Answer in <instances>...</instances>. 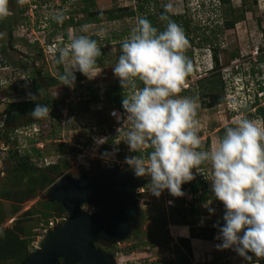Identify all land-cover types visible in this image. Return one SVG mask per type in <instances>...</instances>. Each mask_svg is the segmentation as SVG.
<instances>
[{"label": "rangeland", "instance_id": "obj_1", "mask_svg": "<svg viewBox=\"0 0 264 264\" xmlns=\"http://www.w3.org/2000/svg\"><path fill=\"white\" fill-rule=\"evenodd\" d=\"M27 2L32 4L33 0H27ZM34 4L36 8L31 11L33 22L26 20L21 22L19 9H25L24 13L29 14V7L25 4H18L17 0L9 2L12 14L8 18H10L13 26L9 43L12 48L11 53L4 47L5 35L0 30V129L6 132L7 138L4 144H0V231L20 229L21 238L26 237L31 240V247L28 252L35 248L36 243L43 236L47 222L65 218V215L49 216L44 219L43 215L50 213L44 209L43 204L46 203L44 196L48 190L46 188L38 190L29 198H25L24 185H14L12 182L11 166L13 160L8 158L7 153L16 151L17 154H21L24 150L30 153V144L35 143L38 144V148H41L42 155L39 159L31 157L30 162L36 167H42L49 163L65 162L67 168L64 169L63 174H71L77 177L90 172L81 168L74 170V167L68 163L72 160L73 151L70 150L71 148L74 149L72 145H78L82 150L88 151L89 148L85 147H88L89 142L94 140L93 133H110L112 121L107 116L110 105L106 102L105 89L117 85L123 95H128L132 91L131 89H123L119 79L113 73V68L118 62L116 57L122 53V41L135 26L137 17V14L134 18L121 17L118 15V10L121 8L127 7L137 12V6L141 5L145 13L140 14H152L155 22H160L161 13L165 11L164 6L172 4V11L168 13V16L184 14L185 18L190 21L189 26L190 29H194V33L188 35L192 44H189L184 54L197 67V70L189 79L190 83L189 81L187 83L188 86L192 84V89L183 86L181 90H187L186 93L177 94V97L174 98L187 96L197 100L199 104L196 116L199 121L198 135L202 140L204 150L210 149L216 144L225 134L227 127L235 126L234 122L238 118L264 120V118L253 115L256 107H264V33L261 32V28H264V0H231L229 8H238L239 12L242 9L247 11H245L242 19L237 21L230 30L218 28L217 34L213 37L210 36L209 32L204 31V36L217 49L219 79L223 83L221 91H219L218 86L214 87L208 97L202 96L207 92V85L203 81L207 79V70L213 64L208 57H201V54L210 55L208 46L211 45L204 41L199 44L204 38L200 34L201 29H203L202 26L210 23V21H218L216 26H219L220 19L218 18L219 15H222L224 7L212 11L202 8L198 10L197 7L193 6L191 0H96L94 8L90 11L96 16L91 23H88L86 14L80 13V9L86 6L80 0H34ZM110 11L120 17L114 21L107 20V13ZM58 12L64 14L63 21L72 18V25L63 30L65 36L62 31L51 25L53 21L51 17ZM25 23H27L28 29L26 32H22L19 25ZM83 26H86L85 31L81 30ZM69 35H87L90 38H95L103 54L97 59L100 73L93 79L85 77L79 84L75 83L71 94L67 87L58 81V65L63 71L72 68L71 58L63 64H59L57 63L59 53L54 57V53H50L46 48H44L45 51H41L39 48V41H47V38L51 36L49 42L55 43L57 50H59L69 43ZM190 52L191 55H189ZM233 52L237 53V57L230 60L229 55ZM21 56L26 57V59L21 58ZM200 62H204L203 67L198 66ZM32 71L42 78V84H47L50 77L55 79V83L49 87L46 85L48 106L51 108L50 117L38 120L50 124L44 129L47 135L44 136L41 133V136L37 137L36 140H26L17 132L32 131V128L35 127L32 124L36 122L26 123L28 117L29 119L32 118L30 114L18 121L9 120L8 124H5L4 119L6 120V117L3 111L10 102L20 104L23 101L32 100L28 97V93L35 94L36 100L42 97L41 89L36 92L31 90ZM252 97L255 101L254 108H245V101ZM64 99L70 100L69 106H72L73 109L61 116L60 119H56L53 115L67 105L62 101ZM213 102L216 105L211 106ZM130 128V123L124 119V127L120 128L119 132L109 135L108 139L117 140L118 150H120L118 168L115 163H112L111 166L120 171L134 174L127 163L122 162L125 160V155L121 152L126 144L124 142L125 133ZM40 142L41 144H39ZM112 157L111 154L106 158L111 162ZM104 160H100L99 164L102 162L106 163L103 165H110L108 161ZM192 171L195 178L203 179L208 189L206 200L200 205L197 202L190 203L193 197L188 194L187 188L183 191L185 195L182 197V201L176 202L175 198L177 197L170 195L168 190H164L159 197H156L150 191V177H142L143 185L135 192L139 215L132 232L136 230L146 232L147 243L139 246L138 250L128 255L123 254V250L135 243L129 234L126 240L118 244L96 243L98 249L104 253L107 251L105 254L110 256L112 264H164L168 259L175 257L172 250L175 245H179L178 238L188 240L190 255L183 254L187 258L188 264H264L262 259L258 260L255 256H252L251 261H249L231 248L217 250L216 246L222 241L218 238L219 229L214 225L217 223L221 227L224 225V205L215 199L210 190L211 166L209 164L201 165V174L197 173L195 169ZM84 206H82L83 210H91V208ZM91 207L93 211L96 209L95 206ZM167 207L173 208L172 214L179 215L176 221L180 220V216H183V223L185 224H173L170 220L167 221L166 225L156 222L154 216L158 213H169ZM209 208L215 209L214 213L209 212ZM45 220L46 224L44 223ZM200 227L213 230L209 239L200 237L197 230ZM189 228L194 230L193 235L197 234L199 237L191 238ZM242 234L240 233V235ZM141 238L140 241L144 242V236ZM3 264L12 263L4 262Z\"/></svg>", "mask_w": 264, "mask_h": 264}, {"label": "clouds", "instance_id": "obj_2", "mask_svg": "<svg viewBox=\"0 0 264 264\" xmlns=\"http://www.w3.org/2000/svg\"><path fill=\"white\" fill-rule=\"evenodd\" d=\"M25 2L17 0L20 5ZM191 2L198 10L220 8L218 0ZM172 7V4L165 5L161 13L160 19L167 21L163 31L153 27L146 17L138 18L122 41V54L113 68L120 86L132 90L122 100L125 120L131 125L124 142L132 152L152 149L146 157L127 156L125 162L137 177H150L151 194L159 197L168 190L178 198L185 195L182 185L195 179L192 170L201 174V165L209 164L210 190L225 209L224 225H214L222 241L217 250L231 248L249 261L248 253L258 260L264 259V120L238 118L235 126L227 127L216 144L204 150L198 135L197 100L187 96L174 98L181 91L182 82L192 73L193 64L184 54L189 40L183 28L168 16ZM11 14L9 0H0V21ZM64 18L62 12L51 17L58 24ZM81 30L85 31L86 26ZM68 39L69 43L59 48L54 57L59 53V64L71 58L73 67L58 78L62 85L72 88L76 71L88 79L100 73L97 59L103 54L97 41L87 35H69ZM137 81L144 86L138 87ZM28 97L37 98L33 93H28ZM254 104L252 97L245 101L244 107L252 109ZM50 112L48 105L37 103L30 116L34 120L46 119ZM87 171L93 172V169ZM214 211L209 208V212Z\"/></svg>", "mask_w": 264, "mask_h": 264}, {"label": "trees", "instance_id": "obj_3", "mask_svg": "<svg viewBox=\"0 0 264 264\" xmlns=\"http://www.w3.org/2000/svg\"><path fill=\"white\" fill-rule=\"evenodd\" d=\"M14 0H9V2H12ZM96 0H80V2H82L84 5V7H82L80 9V13H85L88 19V23H91V21H93V19L95 18V14L90 13V11L94 8V3ZM219 4H220V8L224 7L225 9H222L221 11L223 12L222 15H219V26H216V23H218V21H210V23H206V25L202 26L203 29H201V34L200 35H205L204 31H206V33H210V36H215L217 34L216 30L219 28H221V30H230L231 28H233V26L235 25V23L237 21H239L240 19H242V17L244 16V13L246 10L242 9L238 10V8H229L230 1L231 0H218ZM34 3V2H32ZM235 9V10H234ZM118 15H120L121 17L123 16H127L130 18H134L136 17L135 15L137 14L136 17V22L135 25L138 21V18L140 17H146L152 24L153 27L157 28L158 31H163L166 28L167 25V21H162L160 19V22H155V18L154 16L151 14H140V13H145L143 11V8L141 5L137 6V12L135 10L132 9H128L127 7L121 8L120 10H118ZM25 9H19V13H20V18L22 19L21 22H25L29 20V18L27 16L24 15ZM239 12V13H238ZM247 12V11H246ZM116 14H112L111 11L107 13V20L109 21H114L117 20L119 17ZM169 18L174 21L175 23H177L178 25H180L185 34L187 39L189 38L188 35H190L191 33H194V29H190L189 26V20H187L184 16V14H176V15H169ZM76 23V22H75ZM86 24V22H85ZM51 25L55 28H58V30L62 31L63 35L64 34V29L68 26L72 25V18L70 17L68 20L63 21L62 24H60V26H58V23H56L55 21L51 22ZM58 26V27H57ZM261 26L259 25V28ZM57 30V31H58ZM216 32V33H215ZM219 32V31H218ZM261 32L264 33V28H261ZM50 37L49 36L47 38L46 43H50ZM96 40L95 38H91ZM189 40V44H192V40ZM97 41V40H96ZM208 42L211 46H208V50L211 52L210 55H204L201 54V57H205V58H209L210 62L213 64L212 67L210 69L207 70V74L208 77L206 80H204L203 82H205L207 85V89L205 92L206 94L202 95L205 97L210 96V93L212 92L214 87H219L221 91V89H223V83L222 81L219 79L220 74H219V63L217 60V49L215 48V46L213 47L210 40H208V38L206 36H204V38L200 41L199 44H202L203 42ZM205 44V43H204ZM206 45V44H205ZM120 47V46H119ZM258 50V49H257ZM122 53H119L116 57V60L118 61L119 56ZM191 55V52L190 54ZM237 57V53L233 52L229 55L230 60H233ZM203 67L204 62H200V64L198 66ZM197 70V67H195L193 65V71L191 74H189L185 80H188L190 77H192L195 72ZM64 71L62 70V68L58 65V77L60 74H62ZM75 76H76V80L75 83L79 84L81 81H83L85 79V76L83 74H81L79 71L75 72ZM59 79V78H58ZM42 80L41 77H39L38 74L33 73L32 74V78L30 79V86H31V90L32 92H36L37 90H39L41 88L40 85V81ZM60 81V80H58ZM55 83V79L54 78H49V82L47 83V86H51ZM137 85L138 87L142 88V82L141 81H137ZM192 88L190 87V90ZM76 91H78L77 89H75ZM105 94H106V102L108 105H110V109L115 107L114 109H117L120 114L122 116L125 115L124 109L122 107V100L124 98V95L121 94V89L119 88V86L117 85H113L110 88H107L104 90ZM187 90H181L178 94L181 95L182 93H186ZM190 92V91H189ZM209 93V95H208ZM63 101V100H62ZM37 103H41L40 100H28L25 102H21L20 104L17 103H9L6 108L4 109L3 113L4 116L6 117V120L4 119V123L8 124V121H18L19 119L23 118L25 115L30 114V112L35 108ZM41 104H46L48 105L49 102L46 99L45 102H42ZM215 102H213L211 104V106H214ZM216 105V104H215ZM69 107V112L72 111V106L66 105ZM210 106V107H211ZM65 107V106H64ZM63 107V108H64ZM202 107H204L202 105ZM63 109L59 110L58 112H56V114H54L53 116L56 117V119H60L61 114H62ZM253 115H257L259 117H261L262 119L264 118V107L260 108V107H256L255 108V114ZM4 117V118H5ZM26 123L31 124L33 122H36V125L39 126V136H41V133L46 136L47 134L44 132V129L46 127H48L50 124L48 122H44V121H38V120H30L29 117L28 119H26ZM6 132H3V130L0 129V144H4L6 142ZM109 144H113L112 143V139L109 138L107 139V141L104 143V145L101 148V151H105L107 148V145ZM31 148H30V153L27 152V150H24L23 153L21 154H17L16 151L14 152H8V158L10 160H13V164L11 166V171H12V182L14 185L17 184H23L25 187V194L23 192V194L25 195V198H29L30 196H32L36 191L38 190H42L44 188H46L47 190L49 189V187L51 186V184L58 178L60 177L61 174H63L64 169L67 168V164L65 162L63 163H57L55 162L54 164H48L47 166H42V167H36L34 164H32L30 162L31 157H35L37 159L41 158V152L40 150L36 149L35 147H33V144H30ZM127 145V144H126ZM70 150L73 151V153L75 152V149L71 148ZM151 148H145L143 151L140 152H133V155H142L144 157L147 156V154L151 151ZM65 161V160H63ZM83 173V172H82ZM85 174V173H84ZM64 175V174H63ZM188 189V194L190 196L193 197L192 202H197L198 205H200L202 202H204L206 200V194H207V186L205 184V182L203 181L202 178H195L193 181L185 183L182 185V191H184L185 189ZM20 196V193L18 194ZM196 197V198H194ZM176 202L177 201H182V197H177L175 198ZM175 202V200H174ZM44 204V209H46L48 212H50L49 214H44L43 217L44 219H47L49 216L51 217H59L60 215H64V212L61 208L60 205L56 204V203H43ZM168 208V207H167ZM166 208V209H167ZM172 209L173 208H168L169 213L165 214V213H158L157 215L154 216V218L156 219V222H160L161 225H166L167 221L170 220L173 224L175 223H180V224H185L183 223V216H180V220L176 221V218L179 217V215L177 214H172ZM142 215V214H141ZM54 220V219H53ZM46 224V220L44 222ZM48 224V222H47ZM47 224L45 229L47 228ZM198 233L200 234V237L202 239H209L210 236L212 235L213 230L206 228V227H200L197 228ZM193 229L189 228V234L191 238H197L199 237V235H193ZM22 232L20 229H4L2 231H0V263L3 264L4 262L7 263H12V264H17L18 262H20L27 254L29 251V248L31 247V240L29 238H21ZM130 237H132L135 240V243L133 244V246H129L128 248L124 249L122 252L125 255H128L131 252H135L136 250H138L139 246H143L146 245V241H147V233L146 232H140L139 230H136L135 232H132V230L130 231L129 234ZM141 236H144V242L140 241L142 240ZM150 236V235H149ZM197 236V237H196ZM127 238H125L124 240H126ZM123 240V241H124ZM122 242V241H121ZM178 243L179 245H175L173 247L172 253L175 254V257L172 259H168L164 264H188L187 263V258L183 255L185 254L186 256L190 255V250H189V244H188V240L186 239H181L178 238ZM96 246V245H95ZM107 251H105L106 253ZM183 252V253H182ZM121 253V254H122ZM122 254V255H123ZM248 255L250 257L254 256L252 253H248ZM263 263H264V259H262Z\"/></svg>", "mask_w": 264, "mask_h": 264}, {"label": "water", "instance_id": "obj_4", "mask_svg": "<svg viewBox=\"0 0 264 264\" xmlns=\"http://www.w3.org/2000/svg\"><path fill=\"white\" fill-rule=\"evenodd\" d=\"M143 182L111 165L94 167L90 175L58 177L44 197L61 206L65 219L45 229L17 264H112L95 244H118L134 230L139 215L135 192ZM83 205L96 209L87 212Z\"/></svg>", "mask_w": 264, "mask_h": 264}, {"label": "built area", "instance_id": "obj_5", "mask_svg": "<svg viewBox=\"0 0 264 264\" xmlns=\"http://www.w3.org/2000/svg\"><path fill=\"white\" fill-rule=\"evenodd\" d=\"M34 2V0H33ZM25 5H27L29 7V14H26L24 13V15H28L27 17L29 18V22H33V20H31L32 18V14H31V11L34 10L36 8V5L34 3H29L26 2L24 3ZM44 7V6H43ZM28 25L27 23L25 24H21L19 25V29L20 31L22 32H26L27 31V28ZM39 41V40H38ZM29 43L31 41H28ZM39 48L41 51H45L44 48H46L48 51H50V53H54V55L56 54V52H59L56 48V44L55 43H46V41L44 40H41L39 41ZM53 55V56H54ZM191 79V77L189 78ZM184 80L181 84V89L182 87H187V83L189 81L190 83V80ZM186 85V86H185ZM143 82H142V87H143ZM189 88L192 87V84H189L188 86ZM67 89L69 90L70 94H71V91L73 90V87L72 88H69L67 86ZM69 101L68 99H64L63 102L66 103L67 105H69ZM65 107H67L65 109ZM63 108V112L61 114V116H64L65 114H67L69 112V107L68 106H65ZM107 116H109V118L111 119L112 123H111V130H110V133L107 134V132H97V133H93V137H94V140L93 141H90L89 142V146L85 147V148H89L88 151L86 150H82L78 145H72L75 149V152L73 153L72 155V160L70 162H68L71 166H73L74 170H77L78 168H81L85 171L87 170H92L94 167H102V166H105L103 164H106V163H100L99 164V161L100 160H103L105 159L104 161H108V158H106L107 156L109 155H113V157L110 159L111 162L110 165H113L112 163H115V166H117L118 168V164H119V158H118V153H120V150H118V144L116 143L117 140L115 139H112V143L113 144H109L107 145V148L105 151H101V148L102 146L104 145V141H107L109 135H112L113 133L115 132H118V129H122L124 127V119H126V116H122L119 111L117 109H114V108H111L107 111ZM125 117V118H124ZM35 127L32 128V131L31 130H27L28 132H22V131H18L17 134L19 136H21L22 138L26 139H34L36 140L37 137H39V126L37 125H34ZM120 129V130H121ZM93 132L95 131L94 129L92 130ZM41 144V142L39 143ZM38 144H34V147L37 148V149H41V148H38L37 146ZM144 150V149H143ZM142 150V151H143ZM124 155V157L126 158L127 156H134L133 155V152L129 150V147L128 145L125 144V147L124 149L121 151ZM102 155H101V154ZM123 163H126L125 160L122 161ZM84 211H89V210H84ZM91 211V210H90ZM64 219L63 218H60V219H55L53 221H49L48 224H47V228H51L57 224H60L61 222H63ZM46 228V229H47Z\"/></svg>", "mask_w": 264, "mask_h": 264}, {"label": "flooded vegetation", "instance_id": "obj_6", "mask_svg": "<svg viewBox=\"0 0 264 264\" xmlns=\"http://www.w3.org/2000/svg\"><path fill=\"white\" fill-rule=\"evenodd\" d=\"M12 28H13V26H12V24H11V21H10V18H6V19H4L3 21H0V30L4 33V38H5V48H6V50L8 51V52H12V48H11V46H10V40H11V37H12ZM23 56H21V58H22ZM24 59H26V57H23ZM15 60V59H14ZM32 73H34L33 71H32ZM40 85H41V90H42V97L39 99L40 100V102L42 103V102H45V100L47 99V96H46V90H47V87H46V85L47 84H42V81H40ZM39 89V90H40ZM30 120H34L33 118H30ZM89 172V171H88ZM93 172L92 171H90L89 173H86L87 175H90V174H92Z\"/></svg>", "mask_w": 264, "mask_h": 264}]
</instances>
